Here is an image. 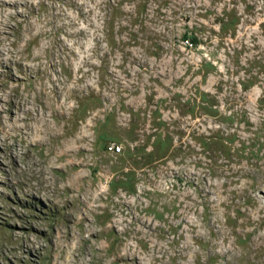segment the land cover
I'll list each match as a JSON object with an SVG mask.
<instances>
[{
    "label": "rangeland",
    "instance_id": "1",
    "mask_svg": "<svg viewBox=\"0 0 264 264\" xmlns=\"http://www.w3.org/2000/svg\"><path fill=\"white\" fill-rule=\"evenodd\" d=\"M0 264H264V0H0Z\"/></svg>",
    "mask_w": 264,
    "mask_h": 264
},
{
    "label": "built area",
    "instance_id": "2",
    "mask_svg": "<svg viewBox=\"0 0 264 264\" xmlns=\"http://www.w3.org/2000/svg\"><path fill=\"white\" fill-rule=\"evenodd\" d=\"M109 151L111 153H118L120 151V149H119V147L111 146V147H109Z\"/></svg>",
    "mask_w": 264,
    "mask_h": 264
},
{
    "label": "trees",
    "instance_id": "3",
    "mask_svg": "<svg viewBox=\"0 0 264 264\" xmlns=\"http://www.w3.org/2000/svg\"><path fill=\"white\" fill-rule=\"evenodd\" d=\"M186 42H187V44H190V43H189V40H187Z\"/></svg>",
    "mask_w": 264,
    "mask_h": 264
}]
</instances>
